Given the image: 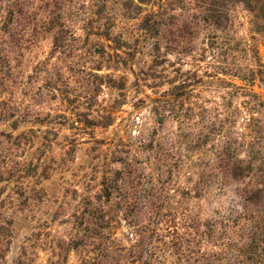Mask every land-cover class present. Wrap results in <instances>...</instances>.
Segmentation results:
<instances>
[{
    "label": "rangeland",
    "instance_id": "1",
    "mask_svg": "<svg viewBox=\"0 0 264 264\" xmlns=\"http://www.w3.org/2000/svg\"><path fill=\"white\" fill-rule=\"evenodd\" d=\"M0 264H264V0H0Z\"/></svg>",
    "mask_w": 264,
    "mask_h": 264
}]
</instances>
